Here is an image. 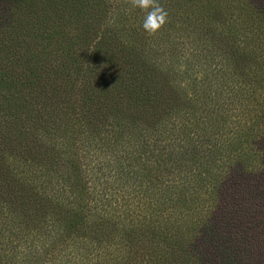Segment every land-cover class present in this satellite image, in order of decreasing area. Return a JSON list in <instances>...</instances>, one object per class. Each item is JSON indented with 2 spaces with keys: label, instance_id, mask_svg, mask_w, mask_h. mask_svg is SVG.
Returning a JSON list of instances; mask_svg holds the SVG:
<instances>
[{
  "label": "trees",
  "instance_id": "trees-1",
  "mask_svg": "<svg viewBox=\"0 0 264 264\" xmlns=\"http://www.w3.org/2000/svg\"><path fill=\"white\" fill-rule=\"evenodd\" d=\"M0 0V264H264V0Z\"/></svg>",
  "mask_w": 264,
  "mask_h": 264
},
{
  "label": "clouds",
  "instance_id": "clouds-1",
  "mask_svg": "<svg viewBox=\"0 0 264 264\" xmlns=\"http://www.w3.org/2000/svg\"><path fill=\"white\" fill-rule=\"evenodd\" d=\"M133 8L145 12L142 27L149 35H154L168 23V12L158 0H130Z\"/></svg>",
  "mask_w": 264,
  "mask_h": 264
}]
</instances>
